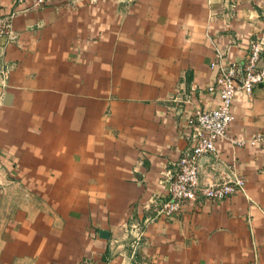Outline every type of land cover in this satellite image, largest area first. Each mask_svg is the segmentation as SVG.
<instances>
[{
  "label": "crops",
  "instance_id": "0c3cea01",
  "mask_svg": "<svg viewBox=\"0 0 264 264\" xmlns=\"http://www.w3.org/2000/svg\"><path fill=\"white\" fill-rule=\"evenodd\" d=\"M126 1L0 0V264H264L258 146L219 139L199 168L241 192L146 210L190 149L186 116L216 102L214 47L242 56L264 0ZM262 132L264 87L235 93L228 137Z\"/></svg>",
  "mask_w": 264,
  "mask_h": 264
},
{
  "label": "built area",
  "instance_id": "2783aa9c",
  "mask_svg": "<svg viewBox=\"0 0 264 264\" xmlns=\"http://www.w3.org/2000/svg\"><path fill=\"white\" fill-rule=\"evenodd\" d=\"M44 2L13 0L16 6L25 10L39 9ZM260 17L263 26L258 33L249 37L239 58L229 59L232 45L214 47L209 65L214 74L206 90L209 94H215L216 102L212 107H194L186 116L191 146L187 153H183L161 173L158 182L163 193L150 197V204L146 208L153 218L177 215L184 205L221 201L242 191V182L238 179H226L214 184L199 181L200 166L216 157L214 144L217 140L225 139L232 147L258 146L264 152V132L254 133L245 140L230 139L227 134L235 93L249 96L257 87H264V10ZM2 37L7 42L14 39L6 24L0 27ZM130 230L134 233L132 245L135 247L142 233L138 225L131 226Z\"/></svg>",
  "mask_w": 264,
  "mask_h": 264
},
{
  "label": "rangeland",
  "instance_id": "374dc122",
  "mask_svg": "<svg viewBox=\"0 0 264 264\" xmlns=\"http://www.w3.org/2000/svg\"><path fill=\"white\" fill-rule=\"evenodd\" d=\"M134 0L126 1V4H131Z\"/></svg>",
  "mask_w": 264,
  "mask_h": 264
}]
</instances>
